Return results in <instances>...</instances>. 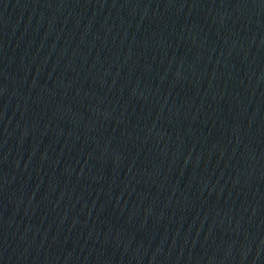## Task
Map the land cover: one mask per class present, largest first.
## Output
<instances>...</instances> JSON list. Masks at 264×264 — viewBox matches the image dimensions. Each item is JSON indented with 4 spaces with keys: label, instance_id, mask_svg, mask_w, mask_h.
Here are the masks:
<instances>
[{
    "label": "water",
    "instance_id": "95a60500",
    "mask_svg": "<svg viewBox=\"0 0 264 264\" xmlns=\"http://www.w3.org/2000/svg\"><path fill=\"white\" fill-rule=\"evenodd\" d=\"M0 264H264V0H0Z\"/></svg>",
    "mask_w": 264,
    "mask_h": 264
}]
</instances>
